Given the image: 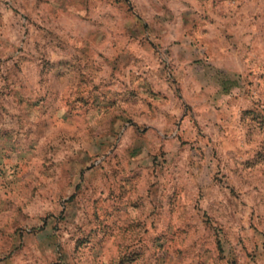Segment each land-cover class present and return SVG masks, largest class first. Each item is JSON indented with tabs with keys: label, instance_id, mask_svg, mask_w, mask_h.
I'll return each instance as SVG.
<instances>
[{
	"label": "rangeland",
	"instance_id": "rangeland-1",
	"mask_svg": "<svg viewBox=\"0 0 264 264\" xmlns=\"http://www.w3.org/2000/svg\"><path fill=\"white\" fill-rule=\"evenodd\" d=\"M0 264H264V0H0Z\"/></svg>",
	"mask_w": 264,
	"mask_h": 264
}]
</instances>
